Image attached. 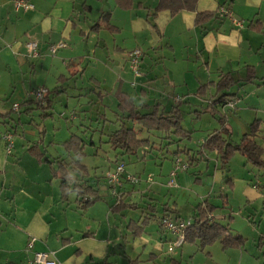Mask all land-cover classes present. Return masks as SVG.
I'll return each mask as SVG.
<instances>
[{"label": "crops", "instance_id": "obj_1", "mask_svg": "<svg viewBox=\"0 0 264 264\" xmlns=\"http://www.w3.org/2000/svg\"><path fill=\"white\" fill-rule=\"evenodd\" d=\"M14 1L0 0V61L20 56L27 52V43H36L39 55L28 62L34 77L29 86L30 92L43 88L37 85L39 73L36 74L34 60L37 61L48 53L50 57L47 56V59L55 57L50 59L52 66L56 62L65 69L76 65L79 71L82 62L76 61L85 57L84 46L89 43L90 34L94 33V47L102 50L104 58L102 55L99 58L104 61L110 57L106 44L108 41L113 43L114 52L119 50L123 53L122 57H118L123 63L127 62L128 52L138 50L142 53L140 76H134L130 80L122 67L111 88L113 98L116 91H121L131 96L135 102L138 99L142 113L151 112L154 105L158 106L159 113H167L174 107L181 111V105H188L191 101L200 105L201 112L195 111L196 122L192 121L193 130L188 131L192 134L204 133L195 151L200 149L207 136L221 129L216 119L219 118L218 113L227 120L225 112L235 113L236 109H247L252 111L249 127L253 122L260 121V128L264 129V84L261 82L264 79V33L256 29L258 24L264 25V0H196L194 11L184 10L174 15L169 11L156 13L154 26L149 23L148 16L154 13L160 0H132L134 6L128 10L119 9L114 0H24L33 6L26 11L15 9ZM138 4L140 8L137 7ZM221 7L228 10L234 20L241 22V26L234 25L228 17H214L200 26L196 25L198 14H216ZM109 26L114 31H110ZM102 31L111 36L109 40L100 39ZM116 36L120 38L122 46L114 45ZM59 43L65 47L51 55L49 47ZM228 74L238 81L228 92L232 95L229 99L235 100L233 110L227 106L211 105L210 100L215 92L211 86L203 89L205 94L198 93L202 86L217 83L221 76ZM251 74L255 75V80L248 83L246 80ZM66 80L65 76L59 75L56 84ZM90 81L100 87L101 82L97 79L91 77ZM246 85L257 88L256 97L253 100L248 98L249 103H241L235 90ZM65 89L55 86L48 94L65 93ZM131 91L135 93L134 96ZM191 93L193 97L190 96ZM50 99L52 98L48 95L44 106L39 108L50 109ZM32 102L33 100H26L23 104L28 106ZM30 110L26 109V114ZM116 121L117 117L114 122ZM246 133L248 132H244ZM4 135L5 133L0 135V264H29L34 253H53L56 264H129L132 261L139 264H168L167 260L170 264H179L174 259L176 251L181 250V256L184 251H188L183 246L185 242L179 248L169 251V245L175 238L166 230H161L159 220L169 213L175 215L176 220L180 219L178 210L165 206L163 214L158 215L152 203L141 207L146 196L139 189L140 179L134 185L122 180L120 185L110 186L106 182V175L100 177L103 179L102 184L112 195L108 200L99 192V181L96 182V187L90 185V176L88 185L97 192L100 199L85 211L78 210L74 194L66 203L59 201V180L53 178L52 169L56 168V159H71L72 155L64 150L62 144L75 133L59 143L66 158L48 157L46 150H41L37 145H27L24 149L13 151L11 149L7 153ZM90 144L95 146L92 140ZM180 147L181 145L173 153L165 154H171L174 158L183 156L175 155ZM85 149L81 163L87 155ZM189 153L192 156L195 152ZM94 155L98 156V153L95 152ZM208 155L194 157L191 166L207 160L205 157ZM217 164H220L218 160ZM224 173H231L229 166ZM248 173H242L241 178L235 176L232 180L227 177L225 186L228 185L232 193L236 190L240 192L244 206L258 203L260 208L257 206L256 209L260 211V219L264 221V193L255 188ZM55 180L58 181L57 186L53 185ZM184 180L188 185L199 181L197 178L192 181L190 177H185ZM127 186H131V189H127ZM223 193L218 197L227 201L228 195ZM113 197L116 199L115 203ZM205 201L216 208L206 198L194 206L192 215L195 208ZM100 204L105 207H98ZM127 209L139 210L137 218L127 220L124 213ZM117 215L122 218L120 227L117 226ZM211 216L213 221L222 224L215 216ZM150 222H156L157 231L146 230ZM141 225H144L143 230H138ZM31 239L34 242L27 249ZM219 246L226 253L227 250H223L220 244ZM192 250L190 249L191 252ZM228 250L239 251L236 264H264V259L246 253L245 245ZM206 252V256L211 259L210 252Z\"/></svg>", "mask_w": 264, "mask_h": 264}, {"label": "rangeland", "instance_id": "obj_2", "mask_svg": "<svg viewBox=\"0 0 264 264\" xmlns=\"http://www.w3.org/2000/svg\"><path fill=\"white\" fill-rule=\"evenodd\" d=\"M110 37L107 32H100V39L109 40ZM116 39L114 45L117 47L118 45L122 46L119 42L120 38L116 36ZM93 40H95L94 33L90 34L89 43L84 46L85 57L81 58L83 60L78 59L76 61L79 62L80 60L82 62L79 71H77L76 65L65 69L56 62L52 66L50 59L53 60L55 57L47 59L48 53L43 54L37 61H33L36 66V74L39 73L38 86H43L47 92H51L55 86L60 87V89L66 88L65 93L47 94L52 98L50 99L52 101L50 109H40L38 103L34 101L28 106L23 104L26 100H32L28 92H30L31 87L29 86L34 77L31 73L32 70H29L30 66H28V62L32 61V58L28 57V52H23L20 56L15 55V57L4 58L0 61V135L5 133L11 136L12 151L19 148L24 149L27 145H37L41 150H46L48 157L62 156V158H66L59 143L68 138L71 133H75L78 137L84 139L87 144L85 146L87 155L82 163L90 169L91 178L89 183L96 187V182L99 181V192L101 195L106 196L108 200L112 195L110 190L102 184L103 179L100 177L103 178L109 172H113L117 165H122L125 174L140 179L139 189L146 196L141 207L152 203L155 205L158 215L163 214L165 206H168V209L171 210L176 208L180 219L176 220L175 215L170 213L167 214L169 219L174 224L186 223L192 215L194 206L203 199L208 198L216 206L212 215L216 217L217 221L219 220L227 226L234 236H242L246 239L245 252L254 257H260L261 260L264 259V243L259 245L260 236L264 233V221L260 219V211L256 209L260 208V205L254 203V205L244 206L240 198V192L236 190L232 193L228 185L225 186L227 177L231 180L235 176L241 178L242 173H248V171L253 184H264V170L255 168L238 154L230 162L231 173L229 174L219 170L220 164L218 166L214 154L206 156L207 160L200 161L197 166L190 167L187 165L185 157L180 156L178 157L181 158V160L179 159L180 164L186 166L188 171L186 173L184 170H176V176L170 177L175 169V161L178 159L171 154H166V157L163 158L156 150L151 152L141 150L136 157L116 156V151L111 150L109 145L105 143L108 132L117 129L120 124V122H114L117 117V110L114 98L111 96V88L122 67L130 80L134 79V74L129 68L128 61L123 63L120 60L121 58H118L119 56L122 57L123 53L119 50L113 51V43L106 42L110 57L109 60L104 61V59L99 58L101 55L104 58L102 50L95 49ZM59 75L65 76L67 80L56 84V78ZM91 77L101 82L100 87L90 81ZM256 91L257 88L250 85L235 90L241 103L242 101L249 103L248 98L255 99ZM130 93L133 96L135 94L132 91ZM192 94L191 97H193ZM136 102L138 105L140 104L138 99H136ZM13 106H18L19 109L17 111L12 110ZM26 109H31L29 114H26ZM181 111L183 113L182 129L192 131V121L196 122L195 111L201 112L200 105L191 101L188 105H181ZM251 112L247 109L246 111L236 109L235 113L225 112L227 115L225 124L231 133L232 142L238 143L244 132H248L249 124L252 122L250 120ZM126 126L134 128L138 138L148 139L151 143H156V148L160 147L159 137H161V134L159 132L140 131L139 127L131 122L127 123ZM203 134L194 132L190 142L169 146L168 151L173 153L180 145V150L187 147L195 151L199 147L200 137ZM91 140L95 146L90 144ZM162 143L164 145V141ZM95 152L98 153V156L94 155ZM142 157H144V160H142ZM108 170L110 171L108 172ZM185 177H190L192 181L197 178L199 181L191 182L188 185L184 180ZM170 181H172V186L167 185ZM57 184L58 181H53L54 186H57ZM126 188L131 189V186ZM223 192L228 195L227 201H225V198L224 200L218 197ZM113 199L115 203V197ZM98 207H105V205L100 204ZM139 212V210L127 209L124 213L128 220L129 218H137ZM121 220V216L117 215L118 227H120ZM157 229L156 222H150L146 227L147 231H157ZM183 246L188 251L193 250L192 252L184 251L182 256L180 255L181 250H177L176 253L178 254H174V259L179 264H236L238 255H240L237 250L222 252L218 243L205 247L206 249L203 251H199V248L196 249L197 244L195 246V244L186 243ZM206 251L210 252L211 259L206 256ZM167 263L170 264V261L167 260Z\"/></svg>", "mask_w": 264, "mask_h": 264}, {"label": "trees", "instance_id": "obj_3", "mask_svg": "<svg viewBox=\"0 0 264 264\" xmlns=\"http://www.w3.org/2000/svg\"><path fill=\"white\" fill-rule=\"evenodd\" d=\"M114 2L121 10H128L134 6L132 0H114ZM195 5L196 0H160L154 13L148 16V21L154 26L153 19L156 13L169 11L171 15H174L184 10L194 11ZM137 7L140 8V4H138ZM214 17L220 19L225 16H221L219 10L216 14H198L196 17V25L200 26ZM108 29L114 31L110 26ZM256 29L264 33V25L258 24ZM253 80H255V75L251 74L246 82L250 83ZM261 82L264 84V79H262ZM236 84H238V81L234 80L230 74L223 75L217 83H210L202 86L198 93L200 95L205 94L203 89L211 86L215 90L210 100L211 105L226 107L228 103H234L235 101L229 99L232 95L228 94V92ZM114 98L117 108V121L115 123L120 122V124L117 129L106 135L107 141L105 143L117 152L116 156H136L141 150H156L162 157H165V153H169V146L191 141L192 132L183 130L181 127L183 113L178 107H174L167 113H159L158 106L154 105L151 112L142 113L140 106L137 105L135 100L128 94L116 91ZM46 101L47 97L45 98V102ZM38 106L43 107L44 105ZM218 117L219 118L216 119L221 129L207 136L199 150L194 151L195 153L191 156L189 152H193V150L183 147L184 149L176 152L175 155L179 156V154H183L187 165L190 167L194 157L198 158V156H202L203 154L214 153L220 163L221 170L227 171L231 160L238 154L244 157L247 162L252 164L255 168L264 170V146L261 144V141H264V129L260 128V121L253 122L249 127L248 133L244 134L238 143H234L230 138L231 133L226 128V118L219 113ZM129 122L137 125L140 131L159 132L161 134V137H159L160 147L156 148V143H151L148 139L138 138L134 128L126 126ZM161 141H164V145ZM85 145L86 142L80 137L71 135V137L62 144L64 150L69 155H72L71 159H69V161L56 159V168L52 169L53 178L59 180V201L61 203H66L69 197L74 194L77 208L81 211H85L100 199L97 192L88 185V179L91 176L89 169L81 163V159L85 156ZM36 156L38 157V155ZM254 186L264 193V185L259 186L255 184ZM213 209L214 207L207 201L199 204L195 208V213L192 215L191 220L187 222L188 225L183 231L184 242L197 244L200 250L215 243H219L223 250L242 248L245 245V239L241 236H234L230 233L227 226L213 221L211 216ZM165 218L169 217L164 216L159 220V227L161 230L163 229L162 221ZM143 228L144 225H141L138 227V230H143ZM134 234H136V232H134ZM262 241H264V235L260 238V243H262ZM129 264L139 263L137 261H132Z\"/></svg>", "mask_w": 264, "mask_h": 264}, {"label": "built area", "instance_id": "obj_4", "mask_svg": "<svg viewBox=\"0 0 264 264\" xmlns=\"http://www.w3.org/2000/svg\"><path fill=\"white\" fill-rule=\"evenodd\" d=\"M14 8L15 9H21V10H30L33 8L31 4L24 0H15L14 1ZM219 14L221 16L228 17L232 20L233 24L240 27L241 22H238L233 19L231 13L227 11L224 8L219 9ZM65 45L62 43H59L57 45H52L49 47V52L51 55H54L58 49L64 48ZM26 49L28 52V57L35 59L38 57V49L36 43L30 42L26 44ZM142 53L138 50H133L131 52L127 53V61L129 63V68L133 72L135 77H139V67H140V61H141ZM47 90L44 88H36L35 90L31 91L29 96L32 98V100L38 105H44L45 103V98L47 96ZM227 107L229 109L234 108V103L230 102L228 103ZM19 109L18 106H13V110L17 111ZM5 143H6V152L10 153L11 148H12V138L9 134H5L3 137ZM181 161L177 159L175 161V169L174 171L170 174V177H174L176 174V170H186V166L180 164ZM106 182L110 186H117L121 184V181L124 180L130 184H137L139 182V178L125 174V171L123 169L122 165H117L115 167V170L113 172H109L106 175ZM168 186H172V181H170ZM188 223H183L179 222L174 224L169 218H165L162 221V228L166 230L168 233L174 236L175 240L170 243L169 245V251H173L176 248H179L183 243H184V234L183 231L187 227ZM34 242V239H31L28 244H27V249H30L32 247V243ZM29 264H56L53 253H34L33 259Z\"/></svg>", "mask_w": 264, "mask_h": 264}]
</instances>
